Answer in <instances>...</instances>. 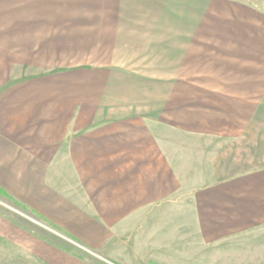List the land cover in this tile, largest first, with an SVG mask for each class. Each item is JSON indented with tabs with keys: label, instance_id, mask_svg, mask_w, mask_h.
<instances>
[{
	"label": "crops",
	"instance_id": "0c3cea01",
	"mask_svg": "<svg viewBox=\"0 0 264 264\" xmlns=\"http://www.w3.org/2000/svg\"><path fill=\"white\" fill-rule=\"evenodd\" d=\"M167 1L0 0V189L84 249L140 215L264 241V166L231 164L256 148L263 66L199 31L211 2L176 23Z\"/></svg>",
	"mask_w": 264,
	"mask_h": 264
},
{
	"label": "rangeland",
	"instance_id": "374dc122",
	"mask_svg": "<svg viewBox=\"0 0 264 264\" xmlns=\"http://www.w3.org/2000/svg\"><path fill=\"white\" fill-rule=\"evenodd\" d=\"M190 1L168 0V21L171 17H175L176 23L190 20ZM205 1L212 5L204 15L207 3L200 1L199 20L203 24L199 31L244 36V60L263 66L264 82V0ZM256 107L257 119L248 121L250 127L259 129L256 137H250L256 148L240 152L231 163L245 161L247 170L264 166V96L263 103ZM231 155L234 157L237 152ZM181 211L188 209L184 206ZM198 218L199 222L196 216L186 214L125 217L105 228L101 249H84V245L72 242L29 212L0 198V264H48L43 258L49 256L60 264H264L262 238L235 236L212 241L202 237Z\"/></svg>",
	"mask_w": 264,
	"mask_h": 264
},
{
	"label": "trees",
	"instance_id": "16d2710c",
	"mask_svg": "<svg viewBox=\"0 0 264 264\" xmlns=\"http://www.w3.org/2000/svg\"><path fill=\"white\" fill-rule=\"evenodd\" d=\"M0 197L4 198V199H8L10 202H12L15 206L21 208L20 205H18L13 199H11L6 193H4L1 189H0ZM22 209V208H21ZM24 210V209H22Z\"/></svg>",
	"mask_w": 264,
	"mask_h": 264
}]
</instances>
